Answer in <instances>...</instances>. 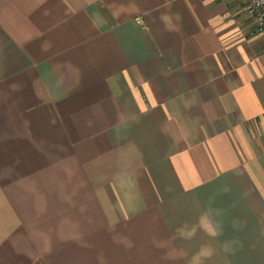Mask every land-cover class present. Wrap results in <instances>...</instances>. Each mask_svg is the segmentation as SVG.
<instances>
[{"label": "crops", "instance_id": "0c3cea01", "mask_svg": "<svg viewBox=\"0 0 264 264\" xmlns=\"http://www.w3.org/2000/svg\"><path fill=\"white\" fill-rule=\"evenodd\" d=\"M207 209L222 235L182 239ZM205 245L204 264H264L246 0H0V264H191Z\"/></svg>", "mask_w": 264, "mask_h": 264}, {"label": "clouds", "instance_id": "9594fccd", "mask_svg": "<svg viewBox=\"0 0 264 264\" xmlns=\"http://www.w3.org/2000/svg\"><path fill=\"white\" fill-rule=\"evenodd\" d=\"M214 210L207 209L203 211L197 219V222L193 225H182L177 229L179 236L182 239L193 238L197 231L204 232L207 236L212 239L218 238L222 235V225H220L214 218ZM224 251L228 252L231 250V242L225 241L223 245ZM214 254V249L208 246H202L200 250L193 255L191 264H204L206 259L211 258Z\"/></svg>", "mask_w": 264, "mask_h": 264}, {"label": "built area", "instance_id": "2783aa9c", "mask_svg": "<svg viewBox=\"0 0 264 264\" xmlns=\"http://www.w3.org/2000/svg\"><path fill=\"white\" fill-rule=\"evenodd\" d=\"M246 12L255 22L257 31L264 33V0H246Z\"/></svg>", "mask_w": 264, "mask_h": 264}]
</instances>
